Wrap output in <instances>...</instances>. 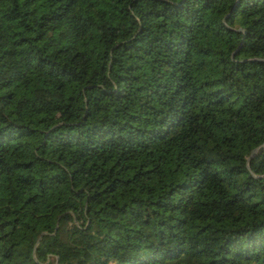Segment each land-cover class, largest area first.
Here are the masks:
<instances>
[{"label":"trees","instance_id":"obj_1","mask_svg":"<svg viewBox=\"0 0 264 264\" xmlns=\"http://www.w3.org/2000/svg\"><path fill=\"white\" fill-rule=\"evenodd\" d=\"M0 264H264V0H0Z\"/></svg>","mask_w":264,"mask_h":264},{"label":"water","instance_id":"obj_2","mask_svg":"<svg viewBox=\"0 0 264 264\" xmlns=\"http://www.w3.org/2000/svg\"><path fill=\"white\" fill-rule=\"evenodd\" d=\"M257 150H258V147L251 151L250 155L247 157V162H249L250 159L256 154Z\"/></svg>","mask_w":264,"mask_h":264}]
</instances>
